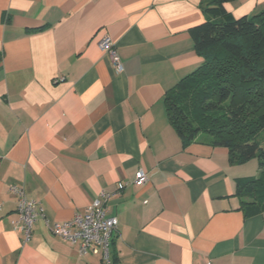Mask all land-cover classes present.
I'll return each instance as SVG.
<instances>
[{
	"label": "crops",
	"instance_id": "obj_1",
	"mask_svg": "<svg viewBox=\"0 0 264 264\" xmlns=\"http://www.w3.org/2000/svg\"><path fill=\"white\" fill-rule=\"evenodd\" d=\"M203 1L0 0V264H107L51 231L103 191L116 264H264V208L237 193L258 162L183 146L164 101L202 62L189 30ZM224 5L239 18L264 0ZM13 185L43 208L28 240Z\"/></svg>",
	"mask_w": 264,
	"mask_h": 264
},
{
	"label": "trees",
	"instance_id": "obj_2",
	"mask_svg": "<svg viewBox=\"0 0 264 264\" xmlns=\"http://www.w3.org/2000/svg\"><path fill=\"white\" fill-rule=\"evenodd\" d=\"M228 1H203L206 20L189 30L202 62L165 92L164 101L183 146L226 147L232 163L257 158L258 174L237 193L264 208V145L258 139L264 130V9L236 18L225 8Z\"/></svg>",
	"mask_w": 264,
	"mask_h": 264
},
{
	"label": "built area",
	"instance_id": "obj_3",
	"mask_svg": "<svg viewBox=\"0 0 264 264\" xmlns=\"http://www.w3.org/2000/svg\"><path fill=\"white\" fill-rule=\"evenodd\" d=\"M99 46L108 53L113 67L122 71L123 66L115 43L109 35H104L99 40ZM147 175L143 170L136 173V182L144 183ZM124 184L120 183L117 191L119 193ZM17 196V218L14 221L15 229H20L26 240L32 234L33 226L39 217L43 216V208L35 199L28 197L22 187L13 185L11 187ZM114 192L103 191L100 198L90 204L85 211L77 212L67 220L56 221L51 226L53 234L66 243L75 245L80 255L94 253L109 262L112 236L118 226L116 216L107 214L106 202ZM205 264H213L211 260Z\"/></svg>",
	"mask_w": 264,
	"mask_h": 264
},
{
	"label": "rangeland",
	"instance_id": "obj_4",
	"mask_svg": "<svg viewBox=\"0 0 264 264\" xmlns=\"http://www.w3.org/2000/svg\"><path fill=\"white\" fill-rule=\"evenodd\" d=\"M258 139L264 145V130L261 132ZM255 161L258 162L257 158H254V163H255Z\"/></svg>",
	"mask_w": 264,
	"mask_h": 264
}]
</instances>
